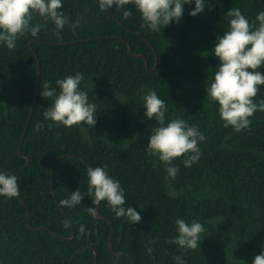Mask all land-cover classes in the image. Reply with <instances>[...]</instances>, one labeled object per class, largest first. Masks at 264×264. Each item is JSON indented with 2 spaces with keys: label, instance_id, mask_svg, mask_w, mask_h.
Instances as JSON below:
<instances>
[{
  "label": "trees",
  "instance_id": "obj_1",
  "mask_svg": "<svg viewBox=\"0 0 264 264\" xmlns=\"http://www.w3.org/2000/svg\"><path fill=\"white\" fill-rule=\"evenodd\" d=\"M62 2L71 22L81 18L75 32L65 26L57 38L53 22L37 17V36L17 39L14 49L0 44V171L15 174L20 185L19 196H0V264H116L118 255V264H175L181 250L167 241L181 218L205 229L200 247L183 253L186 264H252L264 250V112L251 117L250 130L224 127L207 86L227 11L239 8L252 21L264 0H204L205 10L191 16L193 0L179 23L159 32L141 27L132 4L125 19L116 7L102 11L99 0ZM77 72L96 105V125L49 128L43 113L52 101L40 95L42 83L59 92L56 81ZM259 87L257 103L264 99ZM150 90L165 101L166 122L182 118L206 138L191 167L174 159L180 169L174 179L147 152L159 126L144 115L142 97ZM38 122L45 126L36 131ZM104 165L140 223L117 218L106 201L100 217L84 211L93 206L86 170ZM78 189L79 205L59 204Z\"/></svg>",
  "mask_w": 264,
  "mask_h": 264
},
{
  "label": "clouds",
  "instance_id": "obj_2",
  "mask_svg": "<svg viewBox=\"0 0 264 264\" xmlns=\"http://www.w3.org/2000/svg\"><path fill=\"white\" fill-rule=\"evenodd\" d=\"M192 3L193 0H99V7L102 11L116 7L127 19L132 13L125 6L132 4L140 13L141 27L159 32L173 21L179 23L185 11L184 5ZM194 3V10L189 12L191 16H197L206 7L204 0H194ZM62 8V0H0V44L14 49L17 39L28 34L37 36L42 27L37 17L53 22L57 38H60L65 26L75 32L81 18L71 22L61 11ZM226 15L229 18L228 28L217 37L212 49L219 64L207 86V98L219 105L218 112L224 127L231 126L236 132H241L250 130L251 117L257 111L264 112V99L259 103L254 100L260 91L259 86H264V72L258 70L264 66V11H260L252 21L239 8H231ZM83 80L81 72L67 75L56 81L59 92L50 83H42L40 95L52 101L43 113L44 122L51 121L49 128H71L82 122L96 125V105L90 103L88 93L81 90ZM142 101L144 115L149 120L155 119L159 125L152 128L147 152L158 157L166 165L167 174L174 179L180 171L173 163L174 159L183 158L185 167H191L199 160V144L206 138L196 126L189 125L182 118H171L166 122L167 106L155 91L145 93ZM44 122H38L35 130L44 128ZM86 172L87 195L92 198L93 206L85 207V212L95 218V205L106 201L117 218L126 217L132 224L141 222L142 217L135 208L125 207V190L117 179L109 175L107 165L89 167ZM19 193L18 177L0 171V196L12 199ZM83 200L84 193L78 189L71 192L68 198L59 200V204L72 208ZM175 225L177 235L167 242L181 250V255L173 257L175 264H186L183 253L200 247V236L205 229L196 220L188 223L182 218L176 219ZM63 226L68 228L69 222L65 220ZM79 232L81 236L86 235V226L81 224ZM252 264H264V250L254 257Z\"/></svg>",
  "mask_w": 264,
  "mask_h": 264
},
{
  "label": "water",
  "instance_id": "obj_3",
  "mask_svg": "<svg viewBox=\"0 0 264 264\" xmlns=\"http://www.w3.org/2000/svg\"><path fill=\"white\" fill-rule=\"evenodd\" d=\"M131 52V54H133L132 53V51H130ZM37 56V55H36ZM158 60V59H157ZM147 67H148V64H147ZM41 71V66H40V64H39V72ZM32 114V113H31ZM30 114V118H31V115ZM29 164V159H28V163H27V165ZM99 206H100V203L97 205V217H100V215H99V213H98V209H99ZM28 215H29V210L27 209V215H26V222H27V218H28ZM33 230V229H32ZM72 230H73V227H72ZM73 236H75V234L73 233ZM120 259V255H118V260ZM118 260H116L117 262H116V264H118Z\"/></svg>",
  "mask_w": 264,
  "mask_h": 264
}]
</instances>
